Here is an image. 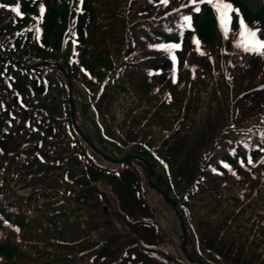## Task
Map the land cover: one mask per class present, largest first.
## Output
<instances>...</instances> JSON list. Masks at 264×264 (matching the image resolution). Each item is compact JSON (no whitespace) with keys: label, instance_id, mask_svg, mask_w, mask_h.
Returning <instances> with one entry per match:
<instances>
[{"label":"trees","instance_id":"16d2710c","mask_svg":"<svg viewBox=\"0 0 264 264\" xmlns=\"http://www.w3.org/2000/svg\"><path fill=\"white\" fill-rule=\"evenodd\" d=\"M159 1L84 0L78 7L71 0H44L47 8L38 38L35 31H29L31 22L27 21L26 29L12 41L22 48L26 44V52L59 51V64L66 66L68 74L72 71L77 82L85 83L87 90L92 89V104L110 90L132 93L143 105V124L191 129L205 96L213 109H222L228 122L219 130L211 153L199 161L196 182L182 201L188 208L196 200L219 207L224 231L239 234L249 250L264 253V164L241 167L238 162L247 164L251 156L258 163L264 155L257 147H264L259 133L264 130L263 61L259 55H238L233 38H225L212 21L198 25L206 44L201 41L199 49L191 44L193 54L185 58L187 67L179 56L174 70L169 54L159 46L180 40V15L163 14L157 8ZM234 1L249 20H260L264 26L263 2ZM16 3L25 16L37 13L38 1ZM7 22L10 31L20 21L10 16ZM190 33L184 30L182 35L188 43H192ZM72 59L74 66L69 64ZM78 89L73 88L74 99ZM82 102L84 114L90 104L87 98ZM77 113L76 107V120ZM250 128L252 133H247ZM21 136H26L24 142L29 140L28 133L17 135L0 154V264H97L81 247L87 235L74 219L77 208L68 192L80 173L76 170L80 156L71 150V143L85 137L71 127L56 125L54 134L45 139L43 160H37L30 153L31 144L21 148ZM226 136L231 139L227 144ZM87 143L94 146L91 140ZM132 156L123 160L131 167L141 162L137 154Z\"/></svg>","mask_w":264,"mask_h":264},{"label":"rangeland","instance_id":"374dc122","mask_svg":"<svg viewBox=\"0 0 264 264\" xmlns=\"http://www.w3.org/2000/svg\"><path fill=\"white\" fill-rule=\"evenodd\" d=\"M213 14L211 11L204 15L200 23H211ZM231 15L235 16V12ZM24 25L25 22H21L15 31H20ZM203 35L208 38V34ZM52 45L49 43V46ZM49 46L48 48L52 49ZM60 54L59 51H35L31 55H24L23 58L27 57L30 61L56 60ZM15 55L16 52L12 53V57ZM10 68L16 70L13 65ZM22 71L26 80L25 73H28V70ZM50 77L54 83L50 84L51 89L42 101L57 105L58 117L60 111L64 112L65 106L66 109L68 107L67 79L58 72L50 73ZM71 82L73 88L80 87L78 92H74V102L79 111L77 125L95 147L94 151L84 141L71 144V150L80 156V160H77L79 167L76 169L80 173L69 188L73 189V198L77 200L73 203L83 207L75 215V219L77 218L85 228L87 238L81 242V247L89 251L88 259L97 264H118L121 253L127 250L128 255L133 254L132 257L130 255L125 258L126 264L131 258L132 264H143L142 257L158 260L160 264H178L180 260H193V255L187 254L189 251L186 247L182 248L183 254L180 250L184 237L181 235L178 221L173 216L179 215L175 205L166 201V198L172 199L175 195L167 181L165 168L169 164V174L172 175L179 196L185 195L199 172L201 155L212 147V138L217 133L219 118L214 112L208 116L201 115L189 131L182 128L173 129L168 123L155 126L147 122L145 128H141V101L133 100L132 93H115L112 90L102 95L96 105L88 106L83 114V99L87 98L90 102L91 96L95 94L92 89H81V85H84L75 78ZM68 112L69 107L68 111L65 110L66 114ZM10 141L11 137L0 139L3 151L9 148ZM145 144L156 155L161 156L152 157L156 169L158 168V171L151 168L155 178L150 175L149 168L142 161L136 164L139 168L135 169L131 165L121 164L122 159H131L133 154L144 156L140 158L149 163V156L152 154L144 148ZM107 155L112 156L111 159L114 160L106 158ZM117 163L121 165L117 166ZM103 165L111 170L102 168ZM161 191L166 198L161 195ZM179 196H176L178 202ZM82 198L86 200L78 202ZM184 204V207L188 206ZM189 207H186V215L195 216L191 220L194 233L187 235L186 244L190 251H197V259L206 260L209 264H264L263 252L261 254L249 250L242 243L244 240L239 234L224 231L226 228L223 226L219 207L199 200ZM179 211L182 215V207ZM153 217L158 223V228L154 229L155 237L151 235L153 228L145 229L140 226V222L133 223L134 219ZM147 244L152 246L150 250L146 248Z\"/></svg>","mask_w":264,"mask_h":264},{"label":"snow or ice","instance_id":"6c2138e0","mask_svg":"<svg viewBox=\"0 0 264 264\" xmlns=\"http://www.w3.org/2000/svg\"><path fill=\"white\" fill-rule=\"evenodd\" d=\"M83 0H81V3ZM149 2H153V0H149ZM162 4L167 6L170 2V0H160ZM202 5H208L211 6V8L216 13V20L218 27L220 31L224 34L225 38H227L228 29L229 26L232 23V13L235 12L237 15H239V10L235 9L229 0H187V3L182 5L181 7H190L193 12L199 14L201 12V6ZM176 11H179L177 9ZM39 12L40 17L39 20H42L45 7L43 4L39 5ZM170 15V14H169ZM192 23H193V17L191 15H183L180 17V21L178 24V27L181 29L180 35H183L184 30H191L192 29ZM238 42L236 44V47H242L245 52L250 53H264V39L259 38L258 33L260 32L259 29H251L246 24L243 18L238 19ZM171 31V29H169ZM29 31H35L37 33V38L39 34V27L38 24L34 29H30ZM193 43L199 47L200 41L198 38L193 39ZM156 47V46H152ZM181 47L180 43H174V44H168V45H160L159 49H162L166 53L170 55V59L173 62V69L175 70L176 67V56L173 54L174 50L179 49ZM204 53H201L203 55ZM185 67H187V63L185 62ZM151 75V73H150ZM175 82V79L174 81ZM264 122V121H262ZM253 129H248L247 133H252ZM246 133V134H247ZM260 138L261 140H264V130H259ZM242 144H244L245 147H248L249 145L245 143L244 141H241ZM259 150L261 152H264V147H260L257 145ZM233 152H235V149H233ZM241 167H247L249 165L255 166L254 160L251 156L247 158V164H245L244 160L238 161ZM259 163L264 164V159L260 160ZM222 166L224 168H227L229 172L232 173V175L236 176V172L232 169V167L227 164L221 162ZM212 171L218 175H222V173L218 172L217 169H212ZM238 178V177H237Z\"/></svg>","mask_w":264,"mask_h":264},{"label":"flooded vegetation","instance_id":"af4514ba","mask_svg":"<svg viewBox=\"0 0 264 264\" xmlns=\"http://www.w3.org/2000/svg\"><path fill=\"white\" fill-rule=\"evenodd\" d=\"M9 63V59L7 58V64ZM6 64V63H5ZM1 73V72H0ZM8 81V80H7ZM30 91V93L33 95V93H32V91H31V89L29 90ZM10 94H11V92L9 93L8 91H7V96H10ZM5 101H7V99H6V97H3V95L1 94L0 95V102L1 103H4Z\"/></svg>","mask_w":264,"mask_h":264}]
</instances>
